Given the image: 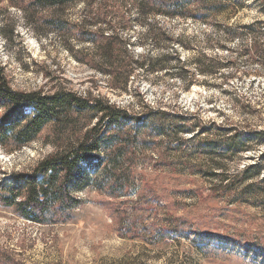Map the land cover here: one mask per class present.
<instances>
[{
    "label": "rangeland",
    "instance_id": "obj_1",
    "mask_svg": "<svg viewBox=\"0 0 264 264\" xmlns=\"http://www.w3.org/2000/svg\"><path fill=\"white\" fill-rule=\"evenodd\" d=\"M32 1L0 0V66L11 89L91 94L138 119L123 126L131 141L100 148L102 164L84 167L90 181L72 193L67 221L31 223L0 204V264H264V63L250 52L264 50V0H217V15L195 18L187 0L177 17L141 26L129 0L61 10ZM98 32L121 40L113 72L129 73L125 89L99 71L89 41ZM141 56L153 70L135 64ZM188 129L204 132L197 140L213 150ZM72 142L47 126L22 148L0 147V181ZM104 170L126 171V191H111ZM217 172L230 178L232 201L211 191Z\"/></svg>",
    "mask_w": 264,
    "mask_h": 264
},
{
    "label": "trees",
    "instance_id": "obj_2",
    "mask_svg": "<svg viewBox=\"0 0 264 264\" xmlns=\"http://www.w3.org/2000/svg\"><path fill=\"white\" fill-rule=\"evenodd\" d=\"M91 1L33 0L30 6L38 10H61L78 2L88 5ZM129 1L136 8L138 17L136 24L141 26L142 21L148 17L158 15L177 17L181 11H184L187 0ZM189 1L195 3L192 6L194 10L185 9L191 14V18H195L197 12H200L201 16L206 13L218 14L217 10H213L217 0ZM260 30L264 35V27ZM89 41L96 44L97 54L101 62L105 64V69L99 71L108 78L111 88L125 89L129 73L122 75L119 71L117 74L113 72L114 60L122 44L120 38L113 32L109 34L98 32ZM250 52L254 59L252 61L264 63V50L253 45ZM135 64L146 66L150 70L155 67L145 56L136 58ZM137 119L136 116L130 115L127 110L110 103L106 98L93 97L91 94L80 97L67 92L44 95L40 92L14 91L0 66L1 148L8 144L15 148H22L36 140L47 126L67 132L69 139H73L66 150L57 149L53 154L37 162L28 174H12L3 178L0 181V204L12 208L21 218L31 223L52 225L67 221L78 203L72 193L79 190L81 183L90 181L84 167L95 169L102 164L104 159L100 156V148L108 147L110 143L124 144L131 141L132 134L125 131L123 126ZM89 123L91 127H88ZM105 124L108 125V131H105ZM182 133L193 134L190 138L192 142L198 141L199 136L205 134L191 129L183 130ZM167 140L169 141L170 138ZM198 142H203V149L206 151L213 150L209 140ZM116 160L117 158L112 159L109 163L114 165ZM97 169V173L95 171L93 173L96 174V178L100 173L99 167ZM251 169H257V167L253 166ZM104 173L111 191L118 190L120 187L126 191L125 185L128 183L126 171H114L110 174L104 170ZM214 175L218 177V180L211 186V191L225 201H232L235 188L230 182L226 183L230 178L223 172H217ZM109 195L113 197L112 193ZM128 221L129 219L125 220V223L122 222V229L129 230L134 226ZM149 227L158 229V224L153 223Z\"/></svg>",
    "mask_w": 264,
    "mask_h": 264
}]
</instances>
